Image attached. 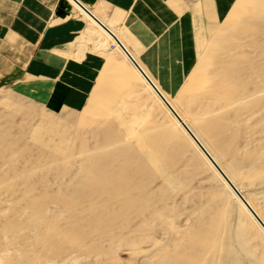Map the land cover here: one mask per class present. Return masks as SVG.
I'll list each match as a JSON object with an SVG mask.
<instances>
[{
	"label": "rangeland",
	"instance_id": "rangeland-1",
	"mask_svg": "<svg viewBox=\"0 0 264 264\" xmlns=\"http://www.w3.org/2000/svg\"><path fill=\"white\" fill-rule=\"evenodd\" d=\"M68 4L47 43L0 42V264H264V236ZM168 8L161 30L108 25L264 221V0Z\"/></svg>",
	"mask_w": 264,
	"mask_h": 264
},
{
	"label": "crops",
	"instance_id": "crops-1",
	"mask_svg": "<svg viewBox=\"0 0 264 264\" xmlns=\"http://www.w3.org/2000/svg\"><path fill=\"white\" fill-rule=\"evenodd\" d=\"M70 1L75 4L73 0ZM70 1L0 0V42L5 43L4 38L8 37L24 44L47 43L49 35H58L63 33L64 28L74 26V20L70 19L71 9L68 4ZM75 1L84 6L103 25L112 23L114 29L115 26L125 28L132 35L136 33L138 35L137 28L161 30L166 25L168 27L169 22L175 23V15L172 11L170 15L168 8L172 0ZM196 1L187 0L188 3L194 4Z\"/></svg>",
	"mask_w": 264,
	"mask_h": 264
},
{
	"label": "bare ground",
	"instance_id": "bare-ground-1",
	"mask_svg": "<svg viewBox=\"0 0 264 264\" xmlns=\"http://www.w3.org/2000/svg\"><path fill=\"white\" fill-rule=\"evenodd\" d=\"M70 3L79 11V13L83 17H85L89 21V23L94 28H96L98 30V32H101L102 33V35L106 38V40L115 48L116 51L119 52V54L124 59V61L127 62V64L129 65V67L132 69V71L144 83V85L148 89V91H150L152 93V95L156 98V100L158 101V103H160L162 106L164 105L166 107V109H165V107L163 106L164 109H165V111L167 112V114L170 115V117L171 116L174 117V118L171 117V119L173 120L175 127L178 128L179 131L181 132V134H183L187 138V140L189 141L190 145L197 152V154L200 157V159L202 160V162L215 175V177L220 181V183L222 184L223 188L231 195V197H233V199H234L236 205L238 206V208L240 209V211H242L246 215V217L252 223V225H254L257 228V230L261 233V235L264 236V221H263V219H261V217L257 213L256 209L250 204L251 202L253 203L252 197H255L254 199H256V195H253L251 197L252 194H247V199L249 200L248 201L247 199H245V201L247 203L245 201L241 200V199H238L237 196L234 195V192H233V189H232V185L235 187V184L233 183L232 178L226 172V169L223 168L222 163L219 162V158H218L216 152L211 147H209V146L207 147V145H205L204 143H202L200 141V139L198 137L199 135L197 134V132L195 130H193L191 127H189V125L186 123V121H184L181 118V116L175 110V108L173 107V105L163 95V93L160 91V89L158 88V86L156 84H154V82L151 80L150 75L146 72V70H144V68L140 65V63L127 50L126 46L123 44V42L121 41V39L117 36V34L114 32L113 28H110L111 25H109V26L107 25L106 26L104 24L108 28V30L111 31L112 34L115 35V37L118 39V41L121 43V45L125 48V50L129 53V55L131 56V58L133 59V61L135 62V64L137 65V67L140 70L129 61V59L126 57V55L121 51L120 47L115 43V41L113 40V38H111L107 33H105L94 22L93 19H91L88 15H86L84 12H82L75 4H73L71 1H70ZM189 129H190V131L193 134L189 131ZM195 137L197 138V140L195 139ZM207 152L209 153V155L211 156V158L209 157V155L207 154ZM205 157L213 165V167L215 168V170L218 172V174L221 177L217 174V172L213 169V167L211 166V164L207 161V159ZM217 166H219V167H217ZM239 193L242 194V195L244 194L242 190H240ZM243 198H245V196H243ZM254 202H255V200H254ZM255 204H256V202H255Z\"/></svg>",
	"mask_w": 264,
	"mask_h": 264
},
{
	"label": "water",
	"instance_id": "water-1",
	"mask_svg": "<svg viewBox=\"0 0 264 264\" xmlns=\"http://www.w3.org/2000/svg\"><path fill=\"white\" fill-rule=\"evenodd\" d=\"M73 2L85 13L87 14L91 19L94 20V22L105 32L107 33L111 38H113V40L115 41V43L120 47L121 51L126 55V57L129 59V61L135 65L137 67V65L135 64V62L133 61V59L131 58V56L129 55V53L125 50V48L121 45V43L118 41V39L115 37L114 34H112L111 31H109L100 21H98L89 11H87L82 5H80L77 1L73 0ZM138 68V67H137ZM139 69V68H138ZM140 70V69H139ZM199 145V144H198ZM231 185V184H230ZM233 192L240 197L239 193L237 192V190L232 186ZM241 200H243L242 198H240ZM244 201V200H243Z\"/></svg>",
	"mask_w": 264,
	"mask_h": 264
},
{
	"label": "built area",
	"instance_id": "built-area-1",
	"mask_svg": "<svg viewBox=\"0 0 264 264\" xmlns=\"http://www.w3.org/2000/svg\"><path fill=\"white\" fill-rule=\"evenodd\" d=\"M107 28V27H106ZM108 29V28H107Z\"/></svg>",
	"mask_w": 264,
	"mask_h": 264
}]
</instances>
